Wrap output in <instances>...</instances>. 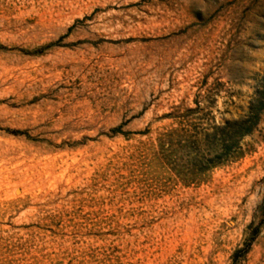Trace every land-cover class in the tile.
Wrapping results in <instances>:
<instances>
[{
    "label": "rangeland",
    "instance_id": "obj_1",
    "mask_svg": "<svg viewBox=\"0 0 264 264\" xmlns=\"http://www.w3.org/2000/svg\"><path fill=\"white\" fill-rule=\"evenodd\" d=\"M263 91L264 0H0V264H264Z\"/></svg>",
    "mask_w": 264,
    "mask_h": 264
},
{
    "label": "trees",
    "instance_id": "obj_2",
    "mask_svg": "<svg viewBox=\"0 0 264 264\" xmlns=\"http://www.w3.org/2000/svg\"><path fill=\"white\" fill-rule=\"evenodd\" d=\"M260 95L264 98V91ZM251 126L252 123L249 119L241 118L226 121L224 125L214 127V132L211 136H220V144L215 151L214 161L210 163L214 166L222 164L224 162L222 160L236 158L238 156V149L240 148V141L251 132Z\"/></svg>",
    "mask_w": 264,
    "mask_h": 264
},
{
    "label": "bare ground",
    "instance_id": "obj_3",
    "mask_svg": "<svg viewBox=\"0 0 264 264\" xmlns=\"http://www.w3.org/2000/svg\"><path fill=\"white\" fill-rule=\"evenodd\" d=\"M129 84V83H128ZM125 86V85H124ZM128 88H129V86H127ZM131 87H132V85H131ZM130 87V88H131ZM127 89V88H126ZM131 90V89H130ZM105 123V122H104ZM18 156V155H17ZM20 156V155H19ZM3 169H7V168H3ZM3 169H2V171H3ZM10 184V183H9ZM14 194H16V195H21V190H20V188L18 187V186H16L15 187V189H14Z\"/></svg>",
    "mask_w": 264,
    "mask_h": 264
}]
</instances>
